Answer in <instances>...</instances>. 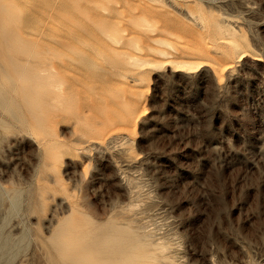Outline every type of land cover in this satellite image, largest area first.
Here are the masks:
<instances>
[{"label": "rangeland", "instance_id": "1", "mask_svg": "<svg viewBox=\"0 0 264 264\" xmlns=\"http://www.w3.org/2000/svg\"><path fill=\"white\" fill-rule=\"evenodd\" d=\"M0 1L64 82L27 78L29 107L1 81L0 264H54L58 222L130 226L154 264H264V0Z\"/></svg>", "mask_w": 264, "mask_h": 264}, {"label": "bare ground", "instance_id": "2", "mask_svg": "<svg viewBox=\"0 0 264 264\" xmlns=\"http://www.w3.org/2000/svg\"><path fill=\"white\" fill-rule=\"evenodd\" d=\"M19 8L14 2L0 1V13H7L20 21ZM19 28H9L0 20V105L9 107V97L3 92L1 81H11L8 89L19 87L21 98L31 107L37 103L35 87L29 82V77H41L57 92L62 91L64 82L57 78L60 61L63 55L49 47L43 51L36 48L33 41L22 40ZM59 45L64 48L74 47L63 40ZM45 52L42 60L36 56ZM158 53L162 54V51ZM86 55V53H80ZM242 56H240L241 58ZM32 64L31 66L29 64ZM40 71L43 73H40ZM33 107V106H32ZM30 110V109H29ZM34 116L35 126H40L42 117L36 111L30 110ZM36 113V114H35ZM102 225V224H101ZM97 226L95 232L73 234L77 224L71 225L58 222L57 230L53 232L47 250L54 264H154L161 248L146 235L138 233L130 226H122L108 222L106 227ZM104 225V224H103ZM158 254V255H156Z\"/></svg>", "mask_w": 264, "mask_h": 264}]
</instances>
